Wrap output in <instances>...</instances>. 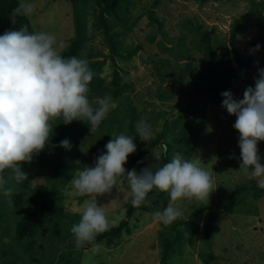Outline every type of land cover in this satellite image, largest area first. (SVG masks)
I'll list each match as a JSON object with an SVG mask.
<instances>
[{
	"label": "rangeland",
	"instance_id": "1",
	"mask_svg": "<svg viewBox=\"0 0 264 264\" xmlns=\"http://www.w3.org/2000/svg\"><path fill=\"white\" fill-rule=\"evenodd\" d=\"M24 2L34 7L28 16L31 31L49 32L62 45L60 52L68 49L78 31L75 0ZM118 14L120 19L100 10L95 0L80 2L84 44L78 56L94 72L90 101L110 93L118 107L99 126L53 121L52 145L67 139L71 147H49L26 162L28 188L9 180L15 189L11 203L0 192V264H160L166 239L175 240L177 232L181 239L169 264H264V193L256 197V180L239 170L236 117L221 106L222 92L230 90L242 99L246 87L255 86L258 68H264V0H124ZM4 32L0 24V35ZM141 120L152 128L147 142L131 129ZM67 129H72L68 137ZM119 134L136 137L137 150L128 156L127 170L152 165L154 171L162 155L171 160L179 152L202 159L217 188L208 203L172 202L183 215L167 226L154 213L169 205L168 193L166 199L149 196L129 220V231L110 244L78 248L70 229L81 219L84 201L92 197L77 196L70 179L84 166H94L112 135ZM160 134L163 141L155 144ZM258 148L264 164V141ZM59 161L65 169L52 190ZM128 185L121 177L110 193L97 196L111 226L125 216ZM241 185L247 190L233 198L232 191ZM22 191L26 193L18 206L13 197ZM233 200L235 206L228 210ZM200 207L205 211L196 230L179 224ZM19 221L31 235L17 237Z\"/></svg>",
	"mask_w": 264,
	"mask_h": 264
},
{
	"label": "clouds",
	"instance_id": "2",
	"mask_svg": "<svg viewBox=\"0 0 264 264\" xmlns=\"http://www.w3.org/2000/svg\"><path fill=\"white\" fill-rule=\"evenodd\" d=\"M33 11L32 4L21 0L10 15L12 25H16L17 17L30 16ZM60 47L53 34L30 33L27 25L0 35V192L9 198V203L15 191L8 186L9 180L20 184L28 179L22 162L30 163L49 147L70 149L67 139L52 145L53 121L62 119L67 125L78 120L99 126L118 107L110 93L97 98L95 103L90 101L89 85L94 72L88 60L65 57L58 50ZM255 48L258 50L260 45ZM254 82V87H246L242 99L234 98L230 90L222 92L221 106L236 117L233 127L239 132L242 161L239 170L264 189V164L258 148V143L264 141V68H258ZM136 132L142 141L153 137L151 125L143 120L137 123ZM112 136L105 145L107 152L96 158L94 166H84L70 179L77 196L92 197L84 201L81 219L70 229L76 247L95 241L97 235L111 226L104 208L96 202L97 196L110 193L121 177H126L129 183L133 206L144 204L153 190L168 193L169 205L154 213L165 226L183 215L172 202L183 199L209 202L217 187L202 159H189L176 152L155 171L152 165L139 172L135 168L129 171L124 165L137 150L136 137Z\"/></svg>",
	"mask_w": 264,
	"mask_h": 264
},
{
	"label": "trees",
	"instance_id": "3",
	"mask_svg": "<svg viewBox=\"0 0 264 264\" xmlns=\"http://www.w3.org/2000/svg\"><path fill=\"white\" fill-rule=\"evenodd\" d=\"M85 1L86 0H75V2H74L75 12L77 14V20H78V22H77L78 23V31H77V37L72 42L71 46L68 49L61 51V54L65 57H70V56H77L78 57L80 52H81L82 46L84 44V36L82 33L83 23H82L81 18H80V2H85ZM95 1H97L100 10L108 11L109 13L113 14L116 18L120 19V15L118 14V9H119L122 1H124V0H95ZM201 1H207V0H201ZM19 3H20L19 0H0V24L5 25V31L6 30H15L16 28L19 29L22 25H27L28 31L31 33L32 32L31 30H33V29H32L31 22H30L28 16L27 17H23V16L17 17L16 25H12V23L10 21V15L12 13V10L15 7H17V5ZM261 5H263V3ZM150 14H151V18L153 20H155L157 22L159 21V19L153 13H150ZM101 18L104 21V23H106L105 17L102 16ZM190 63L191 62H187L186 66L191 68ZM131 129L134 130V132H136V129L134 126H132ZM70 132H72V129H67V131H64V134L66 135V137H68V133H70ZM136 134H137V132H136ZM137 136H138V134H137ZM161 140L163 141V135L162 134H160L158 136V138L155 140L154 143L155 144L159 143ZM149 144H150V142H149ZM151 146H153V144ZM147 150H148V148H144V151H147ZM58 156L61 157L60 155H58ZM169 161H170L169 155H167L165 153L164 155H162L160 157L156 168L163 166L164 163L169 162ZM21 167L28 174V166L26 165V162H22ZM62 167H63L62 162H60V161L57 162V165L54 168L55 173L53 175L52 188H51L52 190H55L56 182L60 179L59 175L65 169V166H64V168L61 170ZM67 170L68 169H66L65 172ZM26 181L27 180L22 182V183H25L24 189L28 188V184ZM125 183L127 184V182H125ZM245 190H247L246 186H244V185L237 186L232 191L231 195L234 198L235 196L241 194ZM25 193H26L25 191H22L20 193L14 194L13 199H15L14 203L16 202V205L19 206L21 204V200L23 199V196ZM262 193H264V189H261V188L256 186L255 187L256 197H260V195ZM153 195H155L159 198H162V199H166L167 193L166 192H158L156 190H153L152 192H150L148 194V197L153 196ZM128 201L129 202L127 204L125 216L120 220L118 225L109 227V229L107 231L97 235L95 241L88 243V244L81 246V247L82 248H86V247L90 248V247H92L98 243H101V242H107L108 244H110L115 239L119 238L125 230L129 231V229H130L129 220L135 215V213L138 211V209H140L144 204H142L138 207L133 206L131 204V197L129 198ZM33 203H37V202L33 201ZM37 204H39V203H37ZM234 206H235V201L233 200V201H231V203H229L227 205V209L232 210L234 208ZM45 209H46V205L42 204L41 210L43 211ZM204 211H205L204 207L198 208L191 218H189L187 220L181 219V220H179V224H181L187 228L196 230L199 227V225L201 224ZM215 218H216V216H215ZM0 219H1V215H0ZM212 222H213V220H212ZM212 222H211V224H212ZM209 224H210V221H209L208 225ZM211 224H210V226H211ZM28 233H30V235L32 234L31 231L27 230L25 223L23 221H19V223L17 224V237L20 239H23L24 237H26L28 235ZM180 239H181V235L179 232H177V236H176L175 240L166 239L164 249L162 251L160 264H169L171 252H172L175 244L177 243V241H179ZM33 241L32 242L30 241L31 245L33 244ZM9 264H14V263H9Z\"/></svg>",
	"mask_w": 264,
	"mask_h": 264
}]
</instances>
